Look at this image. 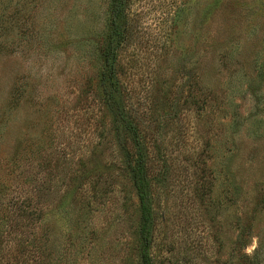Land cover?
I'll list each match as a JSON object with an SVG mask.
<instances>
[{"label":"rangeland","instance_id":"rangeland-1","mask_svg":"<svg viewBox=\"0 0 264 264\" xmlns=\"http://www.w3.org/2000/svg\"><path fill=\"white\" fill-rule=\"evenodd\" d=\"M110 2L0 0V264H141L134 148L100 82ZM124 8L152 264H264V0Z\"/></svg>","mask_w":264,"mask_h":264},{"label":"trees","instance_id":"trees-1","mask_svg":"<svg viewBox=\"0 0 264 264\" xmlns=\"http://www.w3.org/2000/svg\"><path fill=\"white\" fill-rule=\"evenodd\" d=\"M125 0H111L107 42L102 50L103 72L101 85L104 92V103L109 107L113 120L120 123L131 137L135 158L128 161L132 186L138 201L139 222L138 236L142 243L140 252L141 264H152L149 243L154 227L153 209L150 196L148 160L141 138V128L135 120L136 110H123L118 99L123 93L117 76V58L119 52L131 43L132 25L125 12ZM145 128V126L143 127ZM142 128V129H143Z\"/></svg>","mask_w":264,"mask_h":264}]
</instances>
